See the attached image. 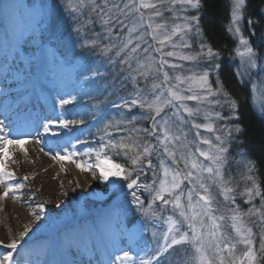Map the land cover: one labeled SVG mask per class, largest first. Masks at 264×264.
<instances>
[{"label":"rangeland","instance_id":"374dc122","mask_svg":"<svg viewBox=\"0 0 264 264\" xmlns=\"http://www.w3.org/2000/svg\"><path fill=\"white\" fill-rule=\"evenodd\" d=\"M22 1L18 0L20 4ZM9 2L11 0H0V7H2V4ZM98 2H101V0H98ZM123 2L124 0H121V4ZM152 2H156V0H152ZM66 3L67 0H60V14L54 15V0H24L23 5L25 6L29 4L36 6L43 5L49 16L46 30L42 33H37L35 39L30 38L27 33L21 35L19 31H14L5 18L0 16V46H2L3 50L6 49L8 52L15 51L17 53L18 58L24 63L23 73L27 76L26 82L34 93V97L39 98L42 103L51 107L55 113L52 120H55L56 123H49V133L53 135V133L58 132L57 135H53L54 138L59 140L63 136L65 141L71 143L72 150L70 153H76L73 159L77 162H87L89 164H95V152L100 151L104 145H109L110 141L120 142L124 140L127 142L128 138L133 135V139L139 137L141 138V142H148L149 145L156 144L155 136L144 133L141 125L136 128L138 122L148 123V128H150L152 121L148 117L154 113H150L146 108H141L138 105H126L125 102L137 98V89H150L154 82H161L163 80V72L169 74L170 80L168 84H161V87L156 91H165L166 94L167 87L177 83L175 80L176 76L184 78L191 76L198 77L204 71H208L209 84L212 90L217 92V95L209 96L208 100L203 102L184 101L183 104L194 111L199 109L193 117H188L183 108L176 103L172 107L166 108L165 113H162L161 116L170 118L173 131L181 136L180 141H174L172 144L177 150V159H179L181 152H193L196 159L203 164H208V161H204L203 157L199 156V152H196V149L199 148L203 151H214L215 149L214 147L210 148L209 145L200 143L201 139H209L213 142V146H215L218 143L215 140V136L220 135L222 137L223 147L226 149L223 153L225 159L221 167L223 187L233 189L228 194L229 200L225 201L224 196L221 194L222 187L219 179H217L215 184L211 180L208 181L211 191L216 198L213 207L219 209L215 215L224 216V219L219 221L221 224L220 232L224 235L226 241L236 244V255L242 254L246 246L238 242L240 237L237 236L235 230L232 228L233 222L231 220L233 214L238 215L240 223L245 228H252L253 247L258 250L260 233L264 231V209L261 207L258 199L259 196H255V194H253L251 201L246 202L249 200L246 189L253 187L251 175L253 166L250 160L246 159L242 153L237 152L232 147L234 134L237 132V127H235L237 119H229V117L236 116V108L233 109L231 101L228 100L227 96L221 90L213 87L211 83V76L216 77L218 73L215 66H218L219 69V57L217 55L209 63L203 56L197 55L200 52L201 42L205 43L202 38L200 25L201 8L184 13L181 11V5L179 4L175 5L172 10H168L171 7L168 2L159 5L162 14L159 17H154L153 22L165 25V28L158 30L161 38H163L164 34L170 33L175 25H183L185 23L183 19L185 15L195 14L199 17L198 27L200 31L197 32L194 28L192 33L188 35L187 39L191 45L190 47L182 46L179 35L173 37V41L163 45V53H167L168 51L176 53L172 57L156 52L155 48L160 47V45L152 41L151 36H147L148 43L152 44L149 54L154 58L155 64L152 66L149 74L144 77L133 71L137 67L135 60L131 62L132 69H129L126 64L121 63L124 54L117 56V48H113L111 52L103 54V48L110 46L114 41L112 38L106 36L99 23V44L104 43L100 49L101 53L99 56H95L92 60L93 63L89 66L82 59L76 60L74 52L82 49L80 42H75L77 39L74 37L75 33L71 30H69V34H62L69 23V13L65 7ZM229 3L231 14L233 0H230ZM245 9L243 10L244 15L240 27L243 36L250 42L247 28L250 31L252 25L248 23L249 20L246 21ZM23 11V9L20 10V13L23 14ZM142 11L145 12L147 17L154 10ZM14 14L15 10L13 11ZM81 15L83 19L87 15L89 16L88 8H85ZM94 19L97 21L95 16ZM52 21L55 23L53 26L55 31L51 34L48 32V29L52 26ZM118 31L119 29H116L114 35ZM126 32L127 29H125ZM229 33L235 41L232 54L234 71L238 79L249 87L254 110L264 118V73L260 72L259 67H257L251 70L250 75L246 74L243 78L238 75L243 70L241 60L236 55V49L240 47L238 44L239 37L234 32L229 31ZM50 35H52L53 39L60 42V46L64 48L63 53L56 46L44 43L45 39L50 37ZM173 42L177 47H172ZM115 43L118 44L119 41L117 40ZM143 46L146 45H142V48ZM250 46H252L251 42ZM181 55L197 58L185 61L178 58ZM256 55L257 64L259 65L264 60V53L261 55V53L256 51ZM140 59H143V55L140 56ZM160 59L170 64L180 65V67L173 69L168 67V64H165L161 69ZM73 65H76V68L70 70ZM114 67L117 73L123 77L121 81L117 79L110 80L105 76V71L110 68L114 70ZM17 69L19 70L20 66H17ZM88 69L92 71L98 69L103 75L92 77L91 73H87L90 79L85 80L80 73L86 72ZM157 69H160L159 73H157ZM63 71H69L68 73L73 75L70 85L66 87H62L59 80L60 74ZM131 75L137 76L136 81H132ZM124 84L127 85V89L129 88L125 92L120 90ZM188 86V82L180 85L182 94H192V92L184 91ZM193 91L205 94L198 85H193ZM62 98L70 99L72 103L61 108L59 102ZM1 99L2 104L0 109L8 110L11 106L9 99H5V96H2ZM4 101L5 103H3ZM216 101H219V103H216ZM216 113H219L223 119L217 118ZM156 119L159 122L161 118L157 117ZM65 120H83V123L70 124L68 128H64L61 126V122ZM193 123H211L216 131L210 133L203 128L196 129L193 127ZM23 130L24 126L21 123H15L11 129L15 135L21 133ZM137 130L140 131L138 132ZM134 135L138 136L135 137ZM181 144L186 145V147L181 148ZM161 152L162 150L158 148L153 153L152 167H147L146 163L143 167L146 174L143 175L144 179L137 184L145 185L146 187L134 186L132 189H128L125 187L127 180L116 179L115 182L110 181L112 191L107 192L108 190H103L104 193L107 192L105 197H98L93 189L87 190L84 197L79 194H70L68 199L56 206L55 214H48L45 217L41 216L39 221L42 227L39 230H35L33 227L35 217L22 218L23 223L19 222L18 217L13 213L12 207L16 206L13 199L9 197L0 199V240L9 242L11 238L18 237L24 228L28 227L31 231L23 241H20L17 252L13 253L15 260L20 261V264H32L43 250V255H39L41 261L46 259L48 264H58L61 261L64 264H74L72 260L74 256L71 253V242L76 241L81 249L87 247L92 239L97 240L103 235L106 222L110 226L116 222L114 226H118L120 230L123 228L126 231L132 230L138 226L134 231L139 240L135 248L139 251L138 255L132 257L129 261H125L124 264H141L142 259L155 255L165 245V234L168 233L170 227L169 218L179 219L176 210H174L171 204L165 205L162 201L158 203L155 200V190L158 189L163 179L162 168L159 166ZM85 153H90V155H85ZM101 154L108 155L117 162L114 156L119 157L123 152L119 149H112L109 146L104 147ZM163 158L170 168L177 167L166 156ZM178 167L182 171L184 170L182 161ZM189 187L190 184L188 181H185L184 185H182V190L186 192ZM5 188L6 185H0V196H2ZM67 190L66 192H68ZM133 192L139 197V205L134 200ZM233 197L235 198V204L231 203ZM166 199H170V197L166 196ZM194 199L196 198L194 197ZM182 202L186 203V199ZM118 205L123 209L119 222H117L113 215V210ZM231 209H235V212L231 211ZM112 228V232H114L115 228ZM184 231H188L186 225L181 227V233ZM181 233H177L175 229L172 233H168V242H170L173 235L178 237ZM190 235L191 233L189 232ZM87 250L90 251V249ZM9 251L11 250L5 249L0 245V257ZM191 252L192 246L190 244L176 246L162 257L161 264H188ZM78 255L75 254L76 257ZM225 256L227 257V253H225ZM112 263L121 264L119 259L112 260Z\"/></svg>","mask_w":264,"mask_h":264},{"label":"snow or ice","instance_id":"6c2138e0","mask_svg":"<svg viewBox=\"0 0 264 264\" xmlns=\"http://www.w3.org/2000/svg\"><path fill=\"white\" fill-rule=\"evenodd\" d=\"M165 2L171 5L168 10H172L175 5L179 4L181 5V11L184 13H188L190 10H199L201 8V0H156V2H152V0H124L122 4L121 0H101V2H98V0H74V2L73 0H67L65 7L66 11L72 15L74 21H76L73 32L76 34L77 41L80 42L81 48L95 49L99 46L100 33H94L96 38H92L90 34L93 24L91 17L95 15L97 22L103 28L106 36L112 38L114 41L110 46L103 48V54H107L111 52L113 48H117V56L124 54L121 63L126 64L129 69H132L131 62L135 60L137 67L133 69V71L140 76L146 77L155 64L154 58L149 54L152 44L148 43L146 39L147 36H151L152 41L160 45V47L155 48V51L163 53L162 46L167 42L173 41V37L177 35L180 36L183 47H190L191 45L188 43L187 39L188 35L192 33L194 28L197 32L200 31L198 27L199 17L195 14L185 15L183 17L185 20L183 25H175L170 33L164 34L163 38H161L158 30L165 28V25L154 23L153 19L154 17L161 16L162 13L159 5ZM85 8L89 10L88 19H83L81 15ZM245 8L246 0H233L231 23L228 29L239 37L238 44L240 47H237L236 55L240 58L243 66V70L238 73L241 78L246 74L250 75L251 70L257 67H259L260 72L264 73V60H262L259 65L257 64L256 51L250 46L249 40L242 34L240 25L243 20V10ZM21 9L24 10L23 14L20 13ZM14 10L15 14L13 15ZM142 10L154 11L150 12L146 17L145 12ZM0 16L4 17L10 27H12L14 31H19L21 35L24 34L22 29L24 27V21L27 20V34L32 39H35L37 33H42L46 30L49 19L48 13L43 5L36 6L29 4L25 6L20 4L18 0H11L9 3L2 4V7H0ZM248 23H252L251 19H249ZM116 29H119V31L115 32L114 35ZM125 29H127L126 33ZM117 40L119 41L118 44L115 43ZM142 45L146 46L142 48ZM172 47L175 48L177 45L173 42ZM163 54L169 57L176 55L173 51H168ZM141 55H143V59H140ZM197 55L203 56L211 63L218 53L208 44L201 42L200 52ZM178 58L180 60L189 61L197 57L181 55ZM159 63L161 69L165 64H168V67L173 69L180 67V65L170 64L163 59H160ZM215 68L217 71L219 70L218 66H215ZM159 71L160 69H157V73H159ZM87 73H91L92 77L103 75L98 69L95 71L88 69L86 72L80 73V75L83 76L85 80H88L90 76ZM131 79L132 81H136L137 76L131 75ZM169 80V74L163 72V80L161 82H154L150 89H137V98L125 102L126 105H138L141 108H146L150 113H154L148 117L152 121L151 127L143 129L142 131L150 136H155L156 144L149 145L148 142H141V138L139 137L135 139L129 137L127 142L124 140L120 142L110 141L109 145H104L100 151L95 152V164L73 160V156H75L76 153L59 155L54 158L60 161L74 163L81 172H87L92 168H96L100 178L107 182L110 178L129 180L132 171H134L136 167H140V169L143 170L145 163L147 167H152V155L158 148L161 149L159 166L162 168L163 179L158 189L155 190V200L162 201L165 205L171 204L178 214L179 219L169 218L170 227L168 233H172L174 229L177 233H181V227L185 225L188 231L182 232L178 237L173 235L170 242H168V233H166L165 245L163 248L157 251L155 255L142 259L141 264H161L162 257L169 253L170 249L182 244H190L192 246L188 264H264V231L260 233L259 249L256 250L253 247L254 239L252 228H245L240 223V217L233 214L231 216L233 222L232 228L235 230L237 236L240 237L238 242L246 246L245 250L240 255H236V244L231 243V241H226L224 235L220 232L221 224L219 221H222L224 216L215 215L219 209L213 207L216 198L211 191L208 181L211 180L212 183L215 184L217 179H219L222 187L221 194L224 196L225 201L229 200L228 194L232 192L233 189L223 187L221 167L225 159L223 153L226 149L223 147L222 137L220 135L215 136V140L218 142L215 146H213L211 140L201 139L200 143L209 145L210 148L214 147L215 149L214 151L196 149V152H199V156L203 157L204 161H208V164L201 163L195 158V153L193 152H181L179 159H177V150L172 144L174 141H180L181 136L173 131L171 119L161 116L162 113H165V109L172 107L174 103L179 104L188 117L196 115L199 109L194 111L192 108L184 105L183 102H203L208 100L209 96L217 95V92H214L209 84V72L204 71L203 74L198 77L191 76L184 78L176 76L175 80L177 83L167 87L166 94L165 91H156L161 87V84H168ZM186 82L189 83V86L184 91L192 92L191 95L182 94V90L180 89V85ZM217 84L220 85L219 90H222V82L217 80ZM193 85H198L205 94L194 92ZM224 95L227 96L228 93L225 92ZM59 103L60 107L64 108L66 105L71 104L72 100L62 98ZM216 103H219V101H216ZM231 104L233 109H235L237 102L231 100ZM215 115L217 118L223 119L219 113ZM157 117L161 118L159 122H157ZM232 118L238 120L239 116L229 117V119ZM78 123H83V120H65L61 122V126L68 128L70 124L75 125ZM6 127L4 122L0 121V141H2L3 144V146L0 147V185H6L5 191L2 196H0V199L7 198L10 193L14 195L16 190L23 187L22 184L13 185L6 183L14 179V173L7 170L6 161L12 159V154L10 153V148L12 147L19 148L22 152L27 154L24 145L28 143V141L24 139L9 138L8 136L2 135ZM49 127L50 125L48 124L43 126L45 133L49 131ZM193 127L196 129L203 128L210 133L216 131L211 123H193ZM240 130V127L236 128L237 132ZM137 131L139 132L140 130ZM55 134L56 133H53V135ZM109 146L112 149H119L123 152V155L127 157L131 163V169L126 168L124 164L115 162L108 155L101 154L104 147ZM180 147L184 148L186 145L181 144ZM85 155H90V153H85ZM165 156L171 160L173 165H177V167L170 168L163 158ZM181 161L184 164L183 171L178 167ZM24 179L27 180L28 177L26 176ZM249 179H251V177H249ZM185 181H188L190 184L186 192L182 190V185H184ZM134 186L146 187L145 185L137 184V179H132L127 183L128 189H132ZM246 192L249 198L246 202L251 201L253 194H255V196L261 195L259 187L256 186L254 182L253 187L246 189ZM132 195L139 205V197L135 195V192H133ZM166 196L170 197V199H166ZM194 197L196 199H194ZM185 199L186 203L182 202ZM231 203L235 204L234 197ZM261 207L264 208V203H262ZM43 210V205H40L39 211L33 213L37 220L41 219L39 212ZM231 211L235 212V209H231ZM122 214L123 209L121 206L118 205L114 208L113 215L117 222L120 221ZM30 231L31 229L25 227L18 237L11 238L9 242L0 240V245L5 249L11 250L0 257V264H20V261L14 259L13 253L17 252L20 241H23ZM189 232L191 233L190 236ZM225 253H227V257ZM39 255H43V250L38 254L37 259L33 261L32 264H48L46 259L41 261ZM118 259L121 264H124L125 261L131 260L132 257L125 251L123 256L118 257ZM58 264H64V262L61 261L58 262Z\"/></svg>","mask_w":264,"mask_h":264},{"label":"bare ground","instance_id":"6f19581e","mask_svg":"<svg viewBox=\"0 0 264 264\" xmlns=\"http://www.w3.org/2000/svg\"><path fill=\"white\" fill-rule=\"evenodd\" d=\"M23 2L24 0L21 4ZM22 31L24 34L27 33V20L24 21ZM17 66H20L19 70ZM23 66L24 63L15 51L8 52L0 46V106L2 96L11 103L8 110L0 109V121L7 126L2 135L28 141L24 145L27 154L19 148L12 147L10 148L12 159L6 161L8 171L14 173V179L8 183L23 185L14 195L10 193L8 196L15 202L16 206L12 207L13 213L21 223H23L22 218H36L33 213L39 211L40 205H43L44 209L39 212L40 217L55 214L56 206L68 199L70 194L84 197L87 190L93 189L98 197H105L107 192L112 191L110 181L116 180L110 178L105 182L100 178L96 168L81 172L74 163L54 158L70 154L72 145L69 141H65L63 136L57 140L49 131L44 132L45 124L56 123L52 120L55 113L51 107L34 97L26 82L27 76L23 73ZM75 66L73 65L70 70L75 69ZM68 72L63 71L60 74L62 87L70 85L72 80L73 75ZM15 123L24 126V130L17 135L11 131ZM2 146L0 141V147ZM26 176L27 180L24 179ZM104 189L108 191L104 193ZM34 221V229L39 230L42 227L41 222L37 218ZM113 224L116 225V222ZM114 225L110 226L106 222L103 235L97 240L92 239L91 243L82 249L76 241H72L71 253L74 256L72 257L74 264H113L112 260L122 257L125 251L130 257L137 256L139 251L135 248L139 240L134 231L138 226L126 231L125 228L120 230ZM112 227L115 228L114 232ZM75 254L80 256L76 257Z\"/></svg>","mask_w":264,"mask_h":264},{"label":"trees","instance_id":"16d2710c","mask_svg":"<svg viewBox=\"0 0 264 264\" xmlns=\"http://www.w3.org/2000/svg\"><path fill=\"white\" fill-rule=\"evenodd\" d=\"M55 5L53 7V14H60L59 6L60 0H54ZM230 0H201L200 9V25L202 30V38L206 44L211 46L219 57V70L217 76H211L212 86L216 89H220V85L217 84V80L222 82L223 93H228L227 98L229 101L235 100L236 104V116L239 119L235 122V127H240V131L234 134V141L232 147L239 153H242L246 159L252 162V182L259 187L261 195L259 196L260 204L264 203V118L260 116L253 108L251 91L247 84H243L237 77L232 65V54L235 46V41L229 33L230 23ZM246 21L251 19L250 31L247 28V35L250 39L252 46L259 53H264V0H246ZM92 17L93 24L90 30L92 38H96L94 33H97L98 22ZM89 16L85 19H88ZM76 21L69 14V23L63 30L62 34H69V30L73 31V27ZM55 23L52 21V26L49 27L48 32L52 34L55 31L53 27ZM48 37L45 43L56 46L60 52L63 53L64 48L60 46V42L56 39ZM76 38V34L74 35ZM77 39V38H76ZM78 42V41H75ZM104 43L99 44L95 49L82 48L74 52L76 59H82L86 65H91L95 56H99L101 53V47ZM64 46V45H63ZM107 79H117L121 81V77L115 67L105 71ZM129 89V88H128ZM127 85L124 84L120 88L122 91H126ZM142 126V129L148 128V123L138 122L136 128ZM135 137L138 135H134ZM133 137V135H132ZM143 137V135H142ZM146 138V137H145ZM144 140V138H143ZM117 163L124 164L126 168L131 169V163L123 154L119 157L114 156ZM146 171L141 170L140 167H136L132 171L129 180L137 179V183H140L144 178L143 175ZM264 209V208H263Z\"/></svg>","mask_w":264,"mask_h":264},{"label":"water","instance_id":"95a60500","mask_svg":"<svg viewBox=\"0 0 264 264\" xmlns=\"http://www.w3.org/2000/svg\"><path fill=\"white\" fill-rule=\"evenodd\" d=\"M157 202L160 203L161 201H158V200H157Z\"/></svg>","mask_w":264,"mask_h":264}]
</instances>
